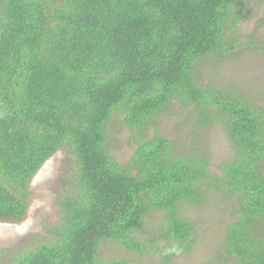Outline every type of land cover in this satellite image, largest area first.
I'll list each match as a JSON object with an SVG mask.
<instances>
[{
  "label": "trees",
  "instance_id": "16d2710c",
  "mask_svg": "<svg viewBox=\"0 0 264 264\" xmlns=\"http://www.w3.org/2000/svg\"><path fill=\"white\" fill-rule=\"evenodd\" d=\"M252 1L0 0V223L25 220L32 179L56 152L70 165L56 219L12 264H138L100 259L108 240L172 264L196 241L180 205L210 192L233 217L207 264H264V107L195 73L238 47ZM173 104L197 128L221 121L234 156L212 171L201 153L174 152L157 132ZM116 113L136 146L126 165L106 145Z\"/></svg>",
  "mask_w": 264,
  "mask_h": 264
},
{
  "label": "rangeland",
  "instance_id": "374dc122",
  "mask_svg": "<svg viewBox=\"0 0 264 264\" xmlns=\"http://www.w3.org/2000/svg\"><path fill=\"white\" fill-rule=\"evenodd\" d=\"M236 34L238 47L230 53L201 58L196 64V78L202 85L237 92L264 107V53L247 47L248 42L254 40L264 48V0L248 4L244 21L236 26ZM121 121L122 116L118 113L112 116L106 130V145L112 157L121 165H126L136 146ZM158 121L157 132L171 141L174 152L183 155L201 153L209 161L212 171H217V166L234 156V146L219 120L197 128L188 112L173 104ZM153 132L151 128L149 135ZM67 168L70 165L63 153L56 152L32 179V196L25 220L18 224L0 223V264H12L23 245L38 241L39 236H44L45 229L54 222L57 217L56 202L64 192L60 184ZM227 202L215 192H210L202 205H180L179 214L194 226L196 241L188 253L180 254L172 264L217 261L224 227L233 217ZM156 219L151 216L144 221L145 236L153 231ZM118 257L138 264H158V259L136 256L114 241L100 243V259Z\"/></svg>",
  "mask_w": 264,
  "mask_h": 264
}]
</instances>
